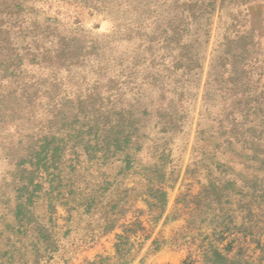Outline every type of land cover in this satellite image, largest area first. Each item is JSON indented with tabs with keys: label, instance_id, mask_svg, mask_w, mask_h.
<instances>
[{
	"label": "rangeland",
	"instance_id": "1",
	"mask_svg": "<svg viewBox=\"0 0 264 264\" xmlns=\"http://www.w3.org/2000/svg\"><path fill=\"white\" fill-rule=\"evenodd\" d=\"M211 243L264 264V0H0V264Z\"/></svg>",
	"mask_w": 264,
	"mask_h": 264
},
{
	"label": "trees",
	"instance_id": "2",
	"mask_svg": "<svg viewBox=\"0 0 264 264\" xmlns=\"http://www.w3.org/2000/svg\"><path fill=\"white\" fill-rule=\"evenodd\" d=\"M33 183V179L29 181ZM140 225L142 224L139 222ZM122 236H119L121 239ZM117 250L120 251V244L117 243ZM204 260L209 264H258L253 255L247 253L246 250L237 249L234 250L232 246L220 248L217 245L211 243L209 248L204 251ZM184 264H187L185 261ZM261 264V263H260Z\"/></svg>",
	"mask_w": 264,
	"mask_h": 264
}]
</instances>
